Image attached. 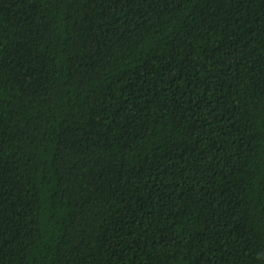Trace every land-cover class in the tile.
I'll use <instances>...</instances> for the list:
<instances>
[{
  "label": "trees",
  "instance_id": "trees-1",
  "mask_svg": "<svg viewBox=\"0 0 264 264\" xmlns=\"http://www.w3.org/2000/svg\"><path fill=\"white\" fill-rule=\"evenodd\" d=\"M0 264H264V0H0Z\"/></svg>",
  "mask_w": 264,
  "mask_h": 264
}]
</instances>
